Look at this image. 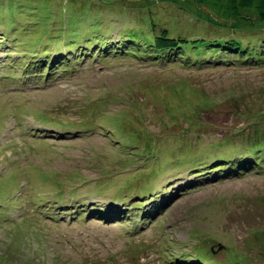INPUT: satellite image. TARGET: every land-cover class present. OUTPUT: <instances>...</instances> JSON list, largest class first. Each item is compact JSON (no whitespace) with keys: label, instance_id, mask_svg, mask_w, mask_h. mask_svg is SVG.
I'll use <instances>...</instances> for the list:
<instances>
[{"label":"rangeland","instance_id":"374dc122","mask_svg":"<svg viewBox=\"0 0 264 264\" xmlns=\"http://www.w3.org/2000/svg\"><path fill=\"white\" fill-rule=\"evenodd\" d=\"M199 8L0 0V264H264V24ZM151 22L244 48L121 45Z\"/></svg>","mask_w":264,"mask_h":264},{"label":"trees","instance_id":"16d2710c","mask_svg":"<svg viewBox=\"0 0 264 264\" xmlns=\"http://www.w3.org/2000/svg\"><path fill=\"white\" fill-rule=\"evenodd\" d=\"M168 2L171 4L175 2H177L178 4L187 2L191 6L194 4L196 8L200 7L199 10L201 9V7L206 6V8L215 10L216 14L220 17V19L224 20V23H226L225 20L231 21V23H233L234 20L238 21V20H246V19H249V21L251 22L252 18H250V16H253V18L254 17L257 18L256 20L259 21L261 24H264V0H168ZM243 15L246 17V19H242ZM227 23H230V22H227ZM242 26L246 27L245 24H242L241 26H237L236 24L235 27L230 26V29L233 31H241ZM248 26L249 25H247V27ZM150 28L152 30L151 37L147 36L146 33L145 35H143V32L145 31V29H142V30L140 29V34L134 31L133 35H130V37L126 35V39L121 42V45L124 42L126 43L129 42L131 43L130 45L131 47H136L137 45L143 46L145 49H149L150 47H152L154 50H150V52L148 53L150 55L158 53L155 56L164 55L165 53H174L176 51H182L179 54L186 55L187 51L191 49L201 50L202 48H209L212 51V54L214 53L213 51L215 50L216 51L221 50L222 52H230L232 53V55H235L237 53H240L242 51V48H244L243 47L244 44H242L238 38L232 37L234 36V34H232V36L230 37H216L215 38L214 36L213 37L204 36L200 38H195V35H193L192 33H188V34L186 33L183 34L180 32L174 33V27L173 26L170 27L168 24L162 25L161 23L151 22L149 29ZM104 33L105 32L103 30L100 34L94 33L91 38H88L87 39L88 41L92 39V41L95 42V44L87 42L88 45L86 46L87 47L86 51L90 52L92 50L90 46H95L99 44L101 42L100 40L102 39L101 35ZM140 35H141V38H144V40H146L145 44L143 43V40L140 41V38H135V37H140ZM73 39H75L74 36H73ZM57 43L60 44V42H57ZM69 44L72 45V43H69ZM101 47H103V45L99 44V49L96 51L95 54H99L103 50L101 49ZM58 48H60V46ZM58 48L57 47L54 48L56 54L60 55L57 57V63L62 64L64 62L63 60H65L66 54L62 52V48L61 49H58ZM256 51L257 53L255 52V54H253L251 49L246 48L245 59L246 60H253V59L256 60L257 55H259L258 51L260 50H256ZM132 54L137 55L138 57H141L138 54H135L134 52H132ZM262 58H264V54ZM262 115H264V113L256 115L254 118L256 121L253 124H249L251 130H253V128L255 127H258L257 126L258 124L262 125V122H264ZM249 132L250 131H248V133H245L242 138L238 139V142L240 143L241 146H243L244 142L248 143V141H249L248 144H250L251 146L252 142L249 140L250 137L248 136V138H246L245 136L249 134ZM235 134L236 133H232V135H235ZM253 150H256V148ZM218 159L220 161H223L222 160L223 157L218 158ZM218 159L213 160V162L216 163ZM248 163H250V160H247L241 163L240 165V167H242L241 169L243 168L246 169L247 165H249V168L253 165L252 162L250 164ZM229 165L230 164L226 162L225 164H221L220 167H217L213 171L219 172V173H225V175H229V173L232 174L233 172L229 170L230 169ZM262 165L260 162L258 163V166H262ZM241 169L239 170V172H241ZM207 254L213 255V250H210L207 248Z\"/></svg>","mask_w":264,"mask_h":264}]
</instances>
